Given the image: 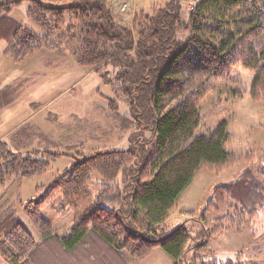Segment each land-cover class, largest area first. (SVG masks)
<instances>
[{
    "label": "trees",
    "instance_id": "obj_1",
    "mask_svg": "<svg viewBox=\"0 0 264 264\" xmlns=\"http://www.w3.org/2000/svg\"><path fill=\"white\" fill-rule=\"evenodd\" d=\"M24 1L29 2L27 15L44 35L11 15ZM186 7L184 0H166L136 15L129 26L109 0L0 1V39L7 41L15 59L52 47L56 32L64 30L62 37L73 43L81 66L94 69L104 81L109 80L104 73L109 63L119 67L115 78L133 105L132 115L121 116L118 102L110 101L120 130H130L142 120L153 130L149 139L137 141L139 147L95 150L78 159L27 207L40 240L14 208L0 214V256L7 264H133L150 257L158 246L174 264H198L197 259L184 261L193 237L184 225L161 238L154 235L201 166L219 173L238 162L227 148L232 136L227 122L198 133L200 105L218 81L231 78L239 67L255 74L251 97L264 100V0H200L194 9ZM22 88H7L8 97L1 103L18 99ZM36 141L35 152L42 157L25 155ZM65 147L72 146L35 125L22 128L10 143L0 140V188L14 177L43 173L51 157L66 154L60 151ZM94 175L102 179L96 195L91 189ZM58 196L75 213L74 225L64 236L41 214ZM228 199L241 207L235 218L226 219L239 229L264 208V184L248 171L217 186L207 210L218 209ZM105 203L116 206L110 210ZM221 230V225L214 229Z\"/></svg>",
    "mask_w": 264,
    "mask_h": 264
},
{
    "label": "rangeland",
    "instance_id": "obj_2",
    "mask_svg": "<svg viewBox=\"0 0 264 264\" xmlns=\"http://www.w3.org/2000/svg\"><path fill=\"white\" fill-rule=\"evenodd\" d=\"M124 1L129 4L126 11L120 9L119 3L118 8L114 7L122 14L123 18L117 15L124 24L133 26L136 15L166 0H141L143 7H137V0ZM184 2L187 6V1ZM28 8L29 2L24 1L11 15L35 33L44 35L46 31L27 15ZM61 32L65 33L64 30L56 32L52 47L43 48L23 60L18 59L26 57L25 52L17 59L9 51L3 55L2 48L7 42L0 41V102L7 99V88L23 87L22 97L13 108L0 109V140L10 143L22 128L35 125L45 135L72 146L60 149L66 154L51 157V165L43 173L14 177L0 188V214L14 208L37 240L41 235L25 209L39 201L78 159L95 150L134 148L137 141L147 140L153 134L143 120L130 130H120L117 115L109 108L110 101L118 102L117 112L121 116L132 115L133 105L115 78L119 67L109 63L104 70L109 80L104 81L101 74L76 61L73 43H67L68 38L62 37ZM254 79V73L239 67L231 78L218 81L200 105L203 120L198 133H208L219 123L227 122L232 135L227 148L238 157V162L219 173L201 166L169 211L159 233L154 235L161 238L181 225L191 230L193 237L184 256L186 262L197 259L198 264L264 263V208L258 209L253 219H246L239 229L226 220L227 217L235 218L236 211L241 210L235 200L228 199L218 209L207 210L217 186L243 178L248 171L264 184V100L256 101L251 97ZM33 103L41 106H33ZM137 145L141 146L140 142ZM37 149L38 141L23 152L41 158L42 154L35 152ZM101 181L94 175L91 189L95 195ZM105 206L112 210L116 205L105 203ZM41 214L61 236L68 234L74 225L75 213L63 196L48 203ZM218 225L222 230L215 232ZM5 261L0 256V264H7ZM133 264H174V258L158 246L150 257Z\"/></svg>",
    "mask_w": 264,
    "mask_h": 264
},
{
    "label": "crops",
    "instance_id": "obj_3",
    "mask_svg": "<svg viewBox=\"0 0 264 264\" xmlns=\"http://www.w3.org/2000/svg\"><path fill=\"white\" fill-rule=\"evenodd\" d=\"M129 1H131V0H129ZM109 3H110L111 6L114 8V11L116 12V14H118L119 16L121 15V18H123L122 14L119 13L118 11H116V9H115V7L118 8V3H119V6H120V9H121V10L123 9V6H124V5H127L126 8H125V10H122V11H126V10L129 8L128 1H124V0H114V3H113V1L109 0ZM185 3H186V2H185ZM136 5H137V7H143V6L141 5V0H137ZM114 6H115V7H114ZM2 40H3V39H2ZM0 41H1V39H0ZM6 42H7V41H6ZM7 47H8V44H5V45L3 46V48H2V49H3V55H6V53H7ZM22 93H23V90H22V92H21L20 97H19L18 99L14 100V101H13L12 103H10V104H3V103L0 102V109L3 108V107H7V108H10V109L13 108V107L16 105L17 100H19V99L22 97ZM33 106H34V103H33ZM11 118H12V116H11Z\"/></svg>",
    "mask_w": 264,
    "mask_h": 264
},
{
    "label": "built area",
    "instance_id": "obj_4",
    "mask_svg": "<svg viewBox=\"0 0 264 264\" xmlns=\"http://www.w3.org/2000/svg\"><path fill=\"white\" fill-rule=\"evenodd\" d=\"M186 1H187V7H188L189 9H194V8H195V6H196L195 1H196V0H186ZM188 2H189V3H188ZM126 6H127V5H124L122 10H125Z\"/></svg>",
    "mask_w": 264,
    "mask_h": 264
}]
</instances>
